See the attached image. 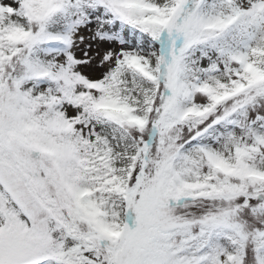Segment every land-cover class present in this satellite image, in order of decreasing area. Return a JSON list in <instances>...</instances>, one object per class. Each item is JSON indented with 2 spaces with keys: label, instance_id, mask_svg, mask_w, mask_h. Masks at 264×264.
Instances as JSON below:
<instances>
[{
  "label": "snow or ice",
  "instance_id": "1",
  "mask_svg": "<svg viewBox=\"0 0 264 264\" xmlns=\"http://www.w3.org/2000/svg\"><path fill=\"white\" fill-rule=\"evenodd\" d=\"M0 264H264V0H0Z\"/></svg>",
  "mask_w": 264,
  "mask_h": 264
}]
</instances>
